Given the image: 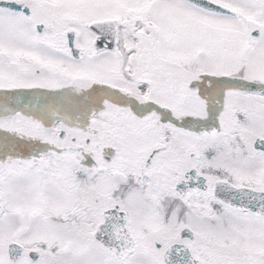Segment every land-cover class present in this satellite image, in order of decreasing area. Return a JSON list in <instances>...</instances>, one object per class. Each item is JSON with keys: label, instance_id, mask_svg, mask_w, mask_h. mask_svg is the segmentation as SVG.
I'll return each instance as SVG.
<instances>
[{"label": "snow or ice", "instance_id": "obj_1", "mask_svg": "<svg viewBox=\"0 0 264 264\" xmlns=\"http://www.w3.org/2000/svg\"><path fill=\"white\" fill-rule=\"evenodd\" d=\"M0 264H264V0H0Z\"/></svg>", "mask_w": 264, "mask_h": 264}]
</instances>
